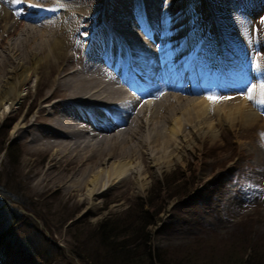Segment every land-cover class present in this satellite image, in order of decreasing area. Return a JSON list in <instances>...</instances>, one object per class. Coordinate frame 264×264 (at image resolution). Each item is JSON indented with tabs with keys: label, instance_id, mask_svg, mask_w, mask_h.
Here are the masks:
<instances>
[{
	"label": "rangeland",
	"instance_id": "rangeland-1",
	"mask_svg": "<svg viewBox=\"0 0 264 264\" xmlns=\"http://www.w3.org/2000/svg\"><path fill=\"white\" fill-rule=\"evenodd\" d=\"M27 1L39 4L42 11H51L44 19L53 29L62 15L66 18L69 13L64 32L70 48L66 47L62 52L65 55H61L60 65L67 64L64 58L68 55H77L84 47L88 48L87 36L100 35L102 29L109 32L123 29L111 28L102 19L107 0ZM156 2H160L158 17L165 14L176 17V36L202 32L190 49L191 55L199 43H209L214 46L213 54L217 58H225L226 71L231 75L229 81L242 80L243 84L231 88L230 93L218 91L217 97L229 95L236 98L227 103L226 115L222 114V118L209 116L205 123L210 127L209 130L214 131V140H201L199 148L193 151H177L176 163L161 172L151 168L149 175H146L144 190L139 191L132 179L131 183L115 184L104 190L94 197L96 209L89 211L86 190L75 197L55 192L52 188L32 191L37 180L32 174L37 169L47 167L49 154H32L28 139L20 133L22 129L18 127L13 131V127L16 122L22 121L24 126L26 121L34 118L41 107L42 94L49 89H39L41 85L37 79H30L22 88L19 101L7 107L6 111H3L6 106L0 109V264H91L86 257H91L95 247L96 225L108 217L122 215L127 209H137L139 205H143L145 210L150 205L155 211L163 208L157 216L153 217V212L151 217L150 214L147 216V219L154 221L152 226L145 229L150 250L192 247L193 252L195 244H202L200 250L193 252L195 258L190 260V264H222L219 260L227 259L230 254H242L243 259H246L251 241H261L264 246V137L261 136L264 133V104H253L242 95L255 85L258 87L257 92H252L255 101L264 98L261 95V85H264V0ZM75 8L78 14L72 11ZM128 8L127 5L128 16L130 14L133 26H137L136 33L142 35L143 32L138 29L140 23L134 17L135 11ZM26 10V6L21 4L7 11L20 21L16 13L29 12ZM148 10L149 7L140 10V20L152 27V15ZM244 24L246 28L242 29ZM15 34L18 36L9 37L8 42L13 38L18 46L19 38L22 37L19 28L15 29ZM174 35H171L172 39L176 38ZM116 38L121 43L120 36ZM173 46L167 47L166 51L175 50ZM228 68L232 69V73ZM216 70L215 66L213 76ZM252 71L263 76L262 80L257 75L256 79L253 78ZM47 74L48 70H45L41 82L48 78ZM234 74L235 77H232ZM189 84L185 87H189ZM194 97L200 100L207 96L197 93ZM156 100L153 97L149 102ZM207 104L185 108L182 105L178 107L180 104L174 105H177V117H180L185 111L198 112L199 115L206 112L210 115L211 108L207 109ZM49 110L50 107H47ZM246 110L257 114L259 118L239 127L237 119ZM9 143H13V150L11 156L7 157L4 148ZM143 167L140 165V169ZM181 187L189 191L188 195L174 197L176 188ZM243 245L246 249L241 247Z\"/></svg>",
	"mask_w": 264,
	"mask_h": 264
},
{
	"label": "bare ground",
	"instance_id": "bare-ground-1",
	"mask_svg": "<svg viewBox=\"0 0 264 264\" xmlns=\"http://www.w3.org/2000/svg\"><path fill=\"white\" fill-rule=\"evenodd\" d=\"M23 4L29 12L20 13L19 21L7 10L21 4L0 0V109L6 106L3 109L6 111L7 107L15 105L30 79H37L41 85L39 89H49L42 94L41 107L34 118L26 121L24 126L19 121L13 127V131L18 127L22 129L20 133L28 139L32 154H49L47 167L32 174L37 179L32 186L33 192L52 188L55 192L75 197L86 190L88 210L93 211L96 209L94 197L104 190L132 181L139 191L144 190L146 175L151 168L161 172L176 163L177 151H193L201 140H214V131L205 123L209 116L222 118V114L226 115L227 103L236 97L216 102L208 97H217L221 89L230 93L231 88L243 84L242 80L229 81L225 58H217L213 54L214 46L209 43H199L191 55L190 49L202 32L176 36V17L169 14L158 17L160 2L107 0L102 19L111 28L123 29L116 32L102 29L100 35L91 39L89 50L82 49L77 55H68L64 58L65 65H60L59 61L64 49L69 47L64 32L69 13L66 18L62 15L53 29L44 19L50 10L28 7L29 1ZM127 5L130 11L132 8L135 11L137 21L142 14L140 10L149 7L153 26L149 27L141 20L138 29L142 35L136 33L137 26H133L130 14L128 16ZM72 11L78 14L76 8ZM16 28L22 36L18 46L13 39L18 36L14 35ZM243 28H246L245 24ZM172 34L176 38L172 39ZM116 36H120L121 43ZM171 45L175 50L166 51ZM161 58L162 64L159 62ZM215 66L217 70L213 76ZM45 70H48V78L41 82ZM111 70H114L113 74ZM130 71L133 75H128ZM229 71L232 73V69ZM252 74L253 78L257 75L262 80L259 73L252 71ZM141 75L152 80L145 89L139 88L141 85L133 80ZM188 84L189 87H185ZM253 86L252 92H257L258 87ZM197 93H204L207 97L193 98ZM252 96L254 104L255 94ZM153 97L158 100L150 103L149 99ZM205 103L207 109L211 108L210 115L183 110L186 106ZM174 104H180V108L183 106L185 112L180 117H177V105ZM47 107H50L49 111ZM258 118L257 114L246 110L237 119V124L244 127ZM140 165L144 166L143 169Z\"/></svg>",
	"mask_w": 264,
	"mask_h": 264
},
{
	"label": "trees",
	"instance_id": "trees-1",
	"mask_svg": "<svg viewBox=\"0 0 264 264\" xmlns=\"http://www.w3.org/2000/svg\"><path fill=\"white\" fill-rule=\"evenodd\" d=\"M5 149L6 156H11L13 143H9ZM177 182V181H176ZM178 182H180L178 180ZM189 191L185 187L176 188L173 195L176 198H182L188 195ZM168 198L167 200H169ZM148 204V203H147ZM149 205V204H148ZM145 210L143 205H139L137 209H127L122 215L108 217L100 221L95 227L94 243L92 255L87 256L91 264H190L194 253L200 250L202 244H195L188 249L176 250H150L148 245L146 227L154 224L151 218L147 216H157L160 211H155L153 206H148ZM3 238V237H2ZM1 238V239H2ZM244 249L246 247L241 246ZM244 249H241L242 252ZM249 253L247 258L243 259V255L230 254L227 259L219 260L222 264H264V246L262 242L256 240L249 243ZM246 254V251L245 253ZM218 261V262H219Z\"/></svg>",
	"mask_w": 264,
	"mask_h": 264
},
{
	"label": "snow or ice",
	"instance_id": "snow-or-ice-1",
	"mask_svg": "<svg viewBox=\"0 0 264 264\" xmlns=\"http://www.w3.org/2000/svg\"><path fill=\"white\" fill-rule=\"evenodd\" d=\"M10 2L19 5V4L27 3V0H10ZM58 2H59V0H58ZM28 7L36 8V7H40V5L29 3ZM16 15H20V13L17 12ZM261 89H262L261 95H262V97H264V85H261ZM252 91H253V88L249 87L246 90V92L242 93V95L244 96L245 99L252 100L253 99ZM232 98L233 97H212V96L208 97V99L213 101V102H216L219 99H232ZM256 103L264 104V98L257 100ZM261 136L264 137V133H262Z\"/></svg>",
	"mask_w": 264,
	"mask_h": 264
}]
</instances>
